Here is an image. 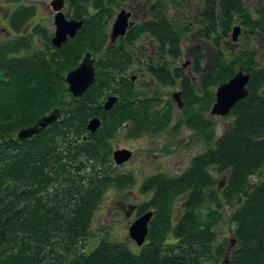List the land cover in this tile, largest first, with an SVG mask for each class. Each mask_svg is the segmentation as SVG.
<instances>
[{"label": "trees", "instance_id": "1", "mask_svg": "<svg viewBox=\"0 0 264 264\" xmlns=\"http://www.w3.org/2000/svg\"><path fill=\"white\" fill-rule=\"evenodd\" d=\"M124 1L67 0V18L84 25L60 49L43 26L34 30L42 50L34 49L29 37L0 43V264L218 263L229 252L216 245L220 196L238 204L231 218L236 246L229 264H264V179L252 182L264 167V63L248 45L240 50L227 41L235 25L247 29L246 39L264 36V8L253 18L245 0H205L199 26L203 38L216 45V54L208 70L201 59L195 61L198 85L178 66L181 32L165 17L135 24L111 44L110 25ZM34 15V8H18L12 27L21 32ZM144 38L154 49L144 62H149L147 73L160 86L180 84L185 125L208 145L215 139V122L206 114L216 102V89L242 71L250 76L249 95L227 116L232 122L215 146L197 155L188 170L144 180L141 191L151 193V200L136 212L138 217L153 212L154 217L137 252L105 237L90 251L87 243L106 191L124 192L136 182L131 173H117L113 140L122 130L131 139L159 134L172 120V107L159 109V100L146 96L128 76L140 61L133 47ZM87 53L96 58V82L76 99L66 77ZM112 96L119 102L106 111L104 103ZM55 109L62 114L60 121L32 139H18L21 130ZM94 118L102 121L96 134L88 131ZM213 173L226 177L220 194ZM177 203L182 215L175 223Z\"/></svg>", "mask_w": 264, "mask_h": 264}, {"label": "rangeland", "instance_id": "2", "mask_svg": "<svg viewBox=\"0 0 264 264\" xmlns=\"http://www.w3.org/2000/svg\"><path fill=\"white\" fill-rule=\"evenodd\" d=\"M55 0H20L13 2L12 0H0V40H5L11 36V31L6 30L4 19L14 13L18 8L31 7L35 9V15L28 22L29 29L32 32L38 26L47 28L50 34H54V13L51 5ZM246 5L253 18H257V11L264 8V0H245ZM205 0H126L120 4L115 10V16L110 25L109 31L119 15V13L127 9L134 12L133 24H138L144 21L153 20L155 17H165L170 20L181 32V44L183 49V57L179 60V67L185 70V73L197 80L199 85L200 76L193 74V66L197 59L203 62L204 70L211 67V62L216 54V45L209 39H204L199 22L200 15L203 13ZM68 14V8L64 10ZM236 27L241 28L239 42H233V31ZM247 29L241 25H235L229 34V43L238 45V49L243 50L245 45L249 49H254L257 60L264 63V36L253 37L246 39ZM13 37V36H12ZM34 49L42 50L43 42L38 37L34 39ZM223 43V41H222ZM224 50V43L220 46ZM151 50H154L149 38L139 40L133 47V52L137 55L140 61L136 62L128 71L129 78H136L135 86L145 92L146 96L159 100V109L172 107V120L169 127L163 132L155 135H145L138 139H131L127 136L126 131H120L113 140V153L127 149L133 153V158L127 164L117 167L119 174H133L136 182L133 187L126 189L124 192H117L113 189L107 190L101 207L97 211L93 222V235L87 243L90 251L94 250L105 237L108 242L117 243L125 242L132 246V250L137 252V245L130 239L129 229L131 225L139 218L137 214V206L151 200V193L145 194L141 191V186L145 179L164 174L168 177H176L184 173L191 166L193 159L205 152L208 148H213L215 142L229 127L232 122L228 117H212L211 110L214 103L211 105L210 112L206 117L211 118L215 122V139L210 145L207 144L203 136L190 130L185 125L184 100L181 96V103L184 108L179 109L176 100L173 96L181 93L180 84L175 86H160L149 73L145 65L146 57L151 55ZM217 93V89L215 94ZM200 97L203 95L198 90ZM112 162L114 163L113 157ZM115 164V163H114ZM116 166V165H115ZM214 176L219 181L218 193L220 194L226 186V177L224 175ZM264 179V167L260 174L256 175L252 182L254 184L261 182ZM222 201L221 211L222 218L216 227L218 247H225L228 254L218 263L212 264H229L231 251L236 246L235 232L236 225L232 223V215L238 208L237 203L229 204L220 196ZM135 207V210H131ZM214 208V207H213ZM130 212V214H128ZM181 209L179 203L175 206L174 222H178L181 218ZM86 245V246H87ZM85 246V247H86ZM88 250V248H85Z\"/></svg>", "mask_w": 264, "mask_h": 264}, {"label": "water", "instance_id": "3", "mask_svg": "<svg viewBox=\"0 0 264 264\" xmlns=\"http://www.w3.org/2000/svg\"><path fill=\"white\" fill-rule=\"evenodd\" d=\"M52 9L55 12L54 26L55 34L52 38V45L60 49L69 40H73L77 37L78 33L83 28V21L68 20L63 12L65 7L64 0H55L52 3ZM131 14L125 10L121 11L117 16L113 27L111 29L110 40L111 44H116L120 38L126 36L130 28L133 27L131 22ZM241 28L236 27L233 31L232 40L237 42L241 35ZM96 59L91 53H87L79 67L70 73L66 77V83L69 87V92L76 98H82L87 91L96 82ZM250 83V76L248 74L239 71L234 78L229 82L221 85L217 89L216 102L211 110L212 117H227L233 108L242 100L248 97V85ZM182 94L177 93L173 96L176 100L179 109H183L184 105L181 103ZM119 99L116 96L110 97L104 108L106 111H111L118 103ZM62 118V114L59 109H55L49 115L41 118L34 126L21 130L17 137L19 140H29L35 136L41 135L50 126L56 124ZM101 127V121L98 118L92 119L88 124V131L92 134H96ZM133 158V153L130 150L123 149L114 152L113 159L117 166H122L130 162ZM131 210H135L132 207ZM154 217L153 212H148L139 217L130 227L129 236L130 239L138 246L142 247L149 235L150 223Z\"/></svg>", "mask_w": 264, "mask_h": 264}, {"label": "flooded vegetation", "instance_id": "4", "mask_svg": "<svg viewBox=\"0 0 264 264\" xmlns=\"http://www.w3.org/2000/svg\"><path fill=\"white\" fill-rule=\"evenodd\" d=\"M65 1V7H64V10L66 9V8H68V11H69V6H68V3H67V0H64ZM51 9H52V6H51ZM63 10V12H65ZM127 13H130L131 14V22H133L134 23V21H133V18H134V12H132V11H129V10H127V9H124ZM123 11V10H122ZM52 12L54 13V17H55V12L53 11V9H52ZM13 14V13H12ZM12 14L11 15H9V16H7L5 19H4V23L7 25L6 26V30H9V31H11V36L9 37V38H6L5 40H0V43H3V42H5V41H9V40H11V39H16V38H21V37H29V38H31V40H32V43L35 45V41H34V39H35V36H34V30L31 32L30 31V29H29V25H28V22H30V20H28L25 24H24V26L22 27V29H21V32H17V31H15L14 30V28L12 27V24H11V19H12ZM66 15V14H65ZM66 17H67V15H66ZM68 19V18H67ZM68 20H70V19H68ZM135 25V24H134ZM0 26H1V24H0ZM55 27V26H54ZM54 34H55V32H54ZM54 34L52 35V38H53V36H54ZM110 34H111V32H110ZM13 36V37H12ZM52 38H51V40H52ZM51 43H52V41H51ZM33 45V46H34ZM57 49V48H56ZM24 54H25V52H24ZM23 54V55H24ZM96 59V58H95ZM135 79L136 78H133V81H135ZM113 97V96H112ZM117 97V96H116ZM110 97H108L107 99H106V101H105V103H104V105L106 104V102H107V100L109 99ZM118 98V97H117ZM119 102V101H118ZM105 109V108H104ZM99 119V118H98ZM100 120V119H99ZM101 121V120H100ZM101 125H102V121H101ZM123 150V149H122ZM114 154V153H113ZM112 157H113V155H112ZM114 160V159H113ZM114 163H115V161H114ZM127 164V163H126ZM115 165H116V163H115ZM125 165V164H124ZM123 166V165H122ZM116 167H121V166H117L116 165ZM137 210V209H136ZM128 214H130V212H128Z\"/></svg>", "mask_w": 264, "mask_h": 264}]
</instances>
